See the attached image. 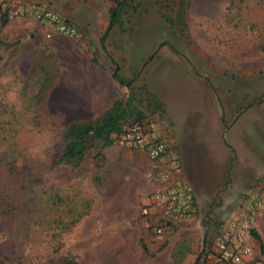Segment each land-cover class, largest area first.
<instances>
[{"label":"rangeland","instance_id":"rangeland-1","mask_svg":"<svg viewBox=\"0 0 264 264\" xmlns=\"http://www.w3.org/2000/svg\"><path fill=\"white\" fill-rule=\"evenodd\" d=\"M56 1L0 0V264L207 257L264 173V0H86L99 14L88 20L80 12L88 34L68 21L103 70L99 99L65 98L78 92L58 89L45 26L34 13L10 18L20 5L58 12ZM110 7L118 23L96 48L91 30L103 13L110 21ZM116 66L129 87L113 78ZM116 103L124 127H159L175 146L181 178L197 191L196 217L161 238L151 231L159 215L147 205L159 173L145 154L112 134L109 144L89 141L80 162L61 161L67 129L101 123ZM211 106L221 136L204 140L215 132ZM243 237L251 247L245 264H264V208Z\"/></svg>","mask_w":264,"mask_h":264},{"label":"built area","instance_id":"built-area-1","mask_svg":"<svg viewBox=\"0 0 264 264\" xmlns=\"http://www.w3.org/2000/svg\"><path fill=\"white\" fill-rule=\"evenodd\" d=\"M29 13L58 34L78 38V29L61 14L47 6L20 5L10 10V18ZM118 143L145 154L159 173V186L147 196V205L159 215L152 225V235L161 238L166 231L193 220L198 213L197 199L192 187L180 177L181 165L174 144L163 136L154 124L131 123L115 136ZM264 208V173L247 194L241 213L228 219L220 236L210 247L203 264H245L251 247L244 242V234Z\"/></svg>","mask_w":264,"mask_h":264},{"label":"crops","instance_id":"crops-1","mask_svg":"<svg viewBox=\"0 0 264 264\" xmlns=\"http://www.w3.org/2000/svg\"><path fill=\"white\" fill-rule=\"evenodd\" d=\"M54 6L57 9V11L63 14L67 20H73L81 30H84L82 33L83 35L88 34L87 31H85L86 29L88 30L87 28L88 24L86 21H82L83 20L82 18H79L81 17L80 12L84 11V13H86L87 15L88 20L99 18V14H97L98 16L95 14V12L92 10L93 6L91 5L89 6L86 3V0H67V1L60 0L58 2L56 1ZM110 9L111 7L109 8V11ZM104 17H105V14L103 13L101 17L103 19L100 20L99 22L100 25H98V28L97 26L94 25V27L92 28L93 30H91V33H93L94 35L93 39L96 43L95 44L96 48L99 47L98 45L102 37V34L105 33L108 27L107 24L109 23V21L107 18H104ZM113 28H115V26ZM42 29L44 30H41L40 28L42 33L45 31L44 32L45 37H47L45 41L47 48L50 51L55 52V55H56V60H57L55 63L56 72H57L56 82L61 85L58 89L60 90L65 89L66 93H67V90L70 91L71 93L78 92L77 94H70L69 96H64V97L65 98L66 97L78 98V99L79 98L99 99L102 96L103 98L104 92H105V86H104V81H103L104 79L101 80L100 76H98L103 70H100L99 67L95 65V63L93 62V55L88 56L84 53V50H85L84 42H80V40L76 38H70V37L58 34L55 31L50 30L46 26L43 27ZM93 53L94 52L92 51V54ZM88 57H91V58H88ZM90 77H92V79ZM108 83H109V80H108ZM212 109H214L215 117H216L213 122L214 123L213 129L215 130V132L212 135L210 133L208 134L206 132H203L204 134H202V136L204 137V140L208 139V135L211 138L221 136V123L216 113V109L213 107ZM215 142L216 140L210 141L208 142L207 145H212ZM220 162L221 163L224 162V159L222 157H220ZM182 176H183V173H182ZM180 177H181V173H180ZM182 179L186 181L192 187L194 194H196L197 191L193 183H191V181L188 178H186V176L182 177ZM198 193L201 194L202 192L200 191ZM113 264H122V263L119 260L118 262H114ZM124 264H138V263L136 260L133 259V261L131 260L128 262H124Z\"/></svg>","mask_w":264,"mask_h":264},{"label":"trees","instance_id":"trees-1","mask_svg":"<svg viewBox=\"0 0 264 264\" xmlns=\"http://www.w3.org/2000/svg\"><path fill=\"white\" fill-rule=\"evenodd\" d=\"M110 21L107 27V30L103 34L101 38V43L105 42V38L108 36L109 30L112 29L114 25L118 23V12L117 8L110 10ZM2 15L0 16V18ZM2 25L5 24V20L1 22ZM93 62L96 63V60L93 58ZM113 78L121 85L129 87L132 84V80H124L121 78L119 74V67L116 66ZM120 104H114V106L109 109L101 123L98 124H73L70 128L67 129L65 133L67 141L65 147L63 148V152L61 155L62 162H74L78 163L81 161L84 152L87 150L88 142L94 139L101 140L104 144L112 143V134L118 135L123 130L124 126L122 124V116L124 110H120ZM141 123L142 120H135L132 123ZM123 126V127H122ZM57 197H53V203H56ZM205 257L202 258V255L198 256L197 260L194 264H203Z\"/></svg>","mask_w":264,"mask_h":264}]
</instances>
